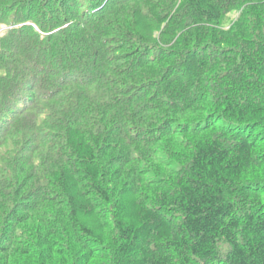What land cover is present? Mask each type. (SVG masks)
Returning a JSON list of instances; mask_svg holds the SVG:
<instances>
[{"label":"trees","instance_id":"16d2710c","mask_svg":"<svg viewBox=\"0 0 264 264\" xmlns=\"http://www.w3.org/2000/svg\"><path fill=\"white\" fill-rule=\"evenodd\" d=\"M0 264H264V0H0Z\"/></svg>","mask_w":264,"mask_h":264}]
</instances>
